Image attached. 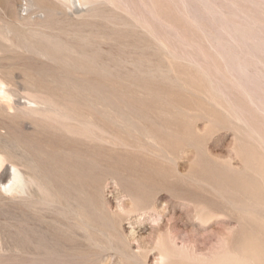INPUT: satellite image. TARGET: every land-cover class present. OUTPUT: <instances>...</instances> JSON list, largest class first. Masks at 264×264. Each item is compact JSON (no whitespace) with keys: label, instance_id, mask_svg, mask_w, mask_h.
Masks as SVG:
<instances>
[{"label":"rangeland","instance_id":"374dc122","mask_svg":"<svg viewBox=\"0 0 264 264\" xmlns=\"http://www.w3.org/2000/svg\"><path fill=\"white\" fill-rule=\"evenodd\" d=\"M22 1L6 0L18 11ZM91 9L25 24L52 62L1 54L18 112L0 124L2 151L45 176L0 201V264H241L240 252L256 251L264 260V0ZM42 33L68 43L54 49Z\"/></svg>","mask_w":264,"mask_h":264},{"label":"bare ground","instance_id":"6f19581e","mask_svg":"<svg viewBox=\"0 0 264 264\" xmlns=\"http://www.w3.org/2000/svg\"><path fill=\"white\" fill-rule=\"evenodd\" d=\"M17 4L6 2V0H0V7L6 11V17H8L7 23L5 20L0 23V59H2V55H5L8 48L16 51L21 52L24 49L35 56H42L47 61L52 62L53 57L50 54L46 53L48 49H41L40 46H37L36 43L41 42V38L37 33L40 31L34 27H27L25 26L26 23L35 19V17L39 16L40 18L46 19L49 14H54V16H64L69 18V15L72 16L74 19L81 20L86 16L87 12H90L92 6V0H23L21 5L19 4V11L17 10ZM8 30L12 38H9L5 31ZM33 33V34H29ZM41 34V33H40ZM42 37H46L48 40H53L49 45L50 47L54 48L57 46L56 44L58 41L62 43V41H66L67 39H62L59 37L58 34H47L42 33ZM38 37V38H37ZM57 42V43H55ZM75 42V41H74ZM63 43V44H65ZM62 46V44H59ZM67 44L66 46H69ZM55 49V48H54ZM12 85V81L8 80L3 72L0 70V124L4 125L6 120H8L10 116H15L18 114L12 113L10 104H7V99L10 96H14L13 92L10 90L9 86ZM29 104V111L36 112L37 110V102L32 100L28 102ZM45 106V105H44ZM23 107V105H22ZM17 111H19V107H16ZM57 112V113H56ZM56 115L60 118L65 117V112L55 110ZM27 114V113H26ZM2 117L4 119H2ZM18 117V116H15ZM13 120V119H12ZM16 121V120H15ZM10 122V121H9ZM33 124V123H32ZM10 125V124H9ZM29 130V129H28ZM9 132L5 131L4 133H0V136L8 135ZM14 143V142H13ZM16 146L17 144L14 143ZM4 145L0 141V169L4 167V163H10V170L9 175L10 179L5 182L3 177H0V201H6V196L11 197L13 200L16 197H20L23 194L28 193L31 188L36 186L37 181H40L41 176L44 175V170L40 169V167L31 161L27 169L23 170L20 168V164L18 163H11L10 158L6 154V152L2 151ZM20 149V147L17 145ZM43 173V174H42ZM6 174V173H5ZM8 174V173H7ZM59 190V189H58ZM82 194V192H81ZM80 199L79 207V216L80 222L83 224V214H84V206L81 203V197L78 196ZM196 202V200H195ZM198 203V202H196ZM204 205L210 210H214L213 203L211 200L202 201ZM215 204V203H214ZM225 215H228L226 210H223ZM198 217L203 219V215L201 213H197ZM80 237H84L83 230L80 229ZM234 251V250H233ZM261 255L260 251L253 252L251 255L247 254L246 252H240L238 254V259L241 264H264V260H258L256 256ZM237 258V257H236Z\"/></svg>","mask_w":264,"mask_h":264}]
</instances>
